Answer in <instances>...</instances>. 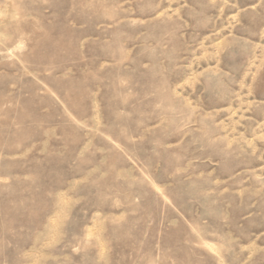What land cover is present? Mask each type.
<instances>
[{"label":"rangeland","instance_id":"1","mask_svg":"<svg viewBox=\"0 0 264 264\" xmlns=\"http://www.w3.org/2000/svg\"><path fill=\"white\" fill-rule=\"evenodd\" d=\"M0 264H264V0H0Z\"/></svg>","mask_w":264,"mask_h":264}]
</instances>
